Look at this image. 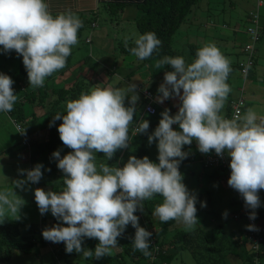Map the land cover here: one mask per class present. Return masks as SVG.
Here are the masks:
<instances>
[{"label":"clouds","instance_id":"obj_1","mask_svg":"<svg viewBox=\"0 0 264 264\" xmlns=\"http://www.w3.org/2000/svg\"><path fill=\"white\" fill-rule=\"evenodd\" d=\"M81 27L82 21L71 13L53 15L47 0H0V51H14L22 57L33 88L43 87L47 77L66 66L72 46L79 42ZM129 39L134 43L129 50L139 60L150 58L162 43L151 31L125 37V47ZM165 65L172 70L164 72L156 101L163 103L175 97L179 104L175 114L165 108L158 125L147 136L150 145L156 143L158 163L148 156L137 158L135 155H130L123 166L96 162V153H103L110 160L118 150L129 147L132 138L129 129L139 99L134 83L123 88L91 87L77 98L67 100L64 113L53 116V122L61 121L57 125L59 138L70 151L64 155L59 150L52 153L57 168L63 173L61 189L45 191L37 187L33 190L40 214L50 212L58 221L42 229V237L52 243H63L66 253L101 259L113 254L118 238L131 225L135 229L133 251L151 257L152 233L140 226L135 213L142 211L144 202L155 196L162 200L155 205L153 217L162 223L177 221L185 230L193 231L199 223L197 196L182 182L179 164L188 156L184 146L195 141L202 154L214 152L230 158L227 184L242 196L235 216L240 214L247 219L245 242L249 244L253 263L248 232L258 229L249 224V218L256 222L264 218L255 213L261 204L258 193L264 190V116L252 108L244 113L242 110L243 114L237 113L231 119L221 114L232 90L226 82L232 69L230 60L214 43L198 48L190 63L181 56H164L156 61L155 68ZM13 83L11 77L0 73V113H11L17 102ZM145 99L144 106L148 101ZM8 120L14 132L26 135L25 127L11 116ZM173 125H178L179 130ZM148 129L149 121L140 119L132 136L145 134ZM43 167L37 163L31 169L19 170L24 178L14 180L11 188L0 189V223L21 218L20 211L26 201L14 188L23 190L29 182L38 183ZM242 199L249 218L241 211ZM201 206L206 204L201 202ZM223 216L226 218L227 212ZM84 238L95 239V248L83 247ZM263 242L264 236L261 245ZM261 245L259 260L263 255Z\"/></svg>","mask_w":264,"mask_h":264},{"label":"rangeland","instance_id":"obj_2","mask_svg":"<svg viewBox=\"0 0 264 264\" xmlns=\"http://www.w3.org/2000/svg\"><path fill=\"white\" fill-rule=\"evenodd\" d=\"M235 1L236 4L233 3L234 6L231 7L230 0H200L192 7L190 13L186 17V20L182 22L180 28H178L172 38V46L178 53L177 56L183 57L188 63L192 62L195 58L191 54L190 46L194 44L200 48L206 43H214L220 49L222 54L230 60L232 70L229 73L226 82L232 90L228 94V99L221 113L222 115L226 112L227 103L231 100L234 102L238 99V94L236 92H238L241 82L243 83V79L239 77L237 67L232 66L236 58V55L233 54L234 52L232 50V36H230V34L228 35L227 31H214L212 32L214 34H212L208 30H211L209 28H217V30H219V28H227L228 24L229 27L231 26L232 28L234 26L237 28H244L246 26V21L249 23L246 18L247 8L243 5L247 4V1ZM121 11H119L116 16L106 13V11H101L99 19L94 21V26L92 23L91 25H88L91 20L87 17L88 22L84 26L83 30L78 34L79 42L77 45L72 46L71 54L67 57L66 66L61 69H66L67 72L64 75L60 72L61 70L56 72V75L54 74V78L51 79L52 82L49 84V87L50 89L69 87L80 80L86 83L87 90L97 85L101 87L115 86L123 88L127 84L134 83L137 86L136 93L139 99L136 103L134 121L129 129V135L130 138L132 137V140L135 137L132 136V130L136 123L142 119L141 116L144 115V108H142L145 101L143 90L149 89L156 101V96L159 95L157 89L163 82L164 72L171 71L172 69L156 71L152 75L151 69H148L147 65L140 64V60L131 54L129 50L131 46L129 45L134 44L133 40L129 39L128 46L125 47L124 38L131 37L133 33L141 34L136 28V24H134L136 18L133 16L135 11L138 13H141V11L133 6H125L123 12ZM213 36H215V38H213ZM87 39H90L91 42L87 43ZM258 44L259 41L257 42V46ZM242 59H244L243 54ZM19 61L20 57L15 55L14 51L9 53H3L0 51V73H4L8 76L9 74L7 73L10 72L18 73L20 68L19 66H21ZM70 68H73L72 71ZM132 71L134 73L130 74ZM9 77L12 79L13 76ZM12 87L15 92H20L16 83H13ZM129 95L132 94L129 93ZM52 97L53 96L51 95L49 100H53L54 98ZM169 101L172 104V108L178 110V98L172 97L169 98ZM127 102L128 101L126 99V105ZM166 103L167 102L165 100L163 105L166 106ZM28 105L31 106V104ZM14 107H16V103L14 104ZM21 108L27 115L31 114L33 111V109L23 104L21 105ZM38 108L39 111L43 109L42 112L47 110V106H45V108ZM161 112L162 111L159 110L155 116L145 114L143 119L149 121L148 132L145 134H139L141 137H137L129 143L131 144L129 145V149L133 147H136V149H140L142 147L145 148L146 153L144 156H148L150 160L157 163L158 151L156 143L153 142L150 145L148 143L147 136L148 134H151V132H153L155 127L158 125L159 119L161 118ZM172 127L179 130L178 126L173 125ZM123 150L121 149L117 152L122 154ZM69 151V148H65L64 154ZM188 152L197 153V150L194 147H190ZM97 154L99 153H96V155ZM5 163L6 162L0 160V180H2L1 182L11 183V186L13 187L14 180H16V178L12 177V174H17L18 170L21 169H29V166L27 163H20L21 165L18 164V166L16 165L14 167L8 166L6 168L3 166ZM99 163L100 161L97 164L99 165ZM121 163L124 164V161ZM188 167L190 168V171H186ZM5 170L6 173H4ZM179 170L183 174L182 182L197 196L196 215L199 223L195 226L193 231H187L181 223L174 221V225L178 227L180 231L182 230L191 237L194 233H196V237L194 241L190 242V247L179 249L178 253L172 258L170 264H208L207 260L217 255V246L219 244L224 243L227 246L229 245L230 240H226L227 237L229 238V235L232 236L236 233L235 236L238 235L240 238L241 236H246L245 232L248 230L246 217L240 214L236 215V218L239 219H234L232 217L233 209L236 207L239 209V200L242 196L236 190L228 186V176L226 170L224 173L220 174L219 177H211L212 179H210V175L213 176L211 169H203L196 160L185 164H179ZM24 189L27 190L26 187H24ZM14 190L16 189L14 188ZM22 195L26 196V191L23 192ZM258 195L261 201L260 205H264V190H260ZM201 202H204L206 206L202 207ZM225 212H227L226 218L223 216V213ZM44 219L47 221V226L52 221L49 217ZM260 219L259 223L264 222V218ZM157 221L158 218L155 217V225L157 224ZM200 227L206 231H208V229L214 230L216 237L213 240V243L202 239L205 236L200 233ZM41 234L42 233L34 234L37 244L41 243ZM171 234L172 233H169L168 236H171ZM222 234H224L225 237H223ZM47 245L51 248L48 243ZM45 248L46 247L41 248L40 251L38 250V252H41L44 257L40 253L38 256L36 255V257L34 251L26 253L21 250H15L14 257L18 258L17 255H19V263L21 264H38L41 262L44 264L46 263L49 255V253L44 254L47 251V248ZM239 250L240 251L238 252H241V248ZM23 254L25 255L22 257ZM33 255L38 262L33 259ZM40 258L41 261H39ZM78 262L79 264H87V262L83 261V259L78 260ZM89 262L93 261L90 260ZM59 264L63 263L59 260ZM216 264H218V262H216Z\"/></svg>","mask_w":264,"mask_h":264},{"label":"trees","instance_id":"obj_3","mask_svg":"<svg viewBox=\"0 0 264 264\" xmlns=\"http://www.w3.org/2000/svg\"><path fill=\"white\" fill-rule=\"evenodd\" d=\"M136 1L138 2H136L135 5L138 7V10L141 11L138 17H136L134 23L136 24V28L141 34L149 31L155 32L158 39H160L162 42L161 46L153 52L152 56L146 60H140V64L147 65L148 69H151L153 73L159 70H170L171 66L169 65H165L161 69H156L154 67L155 63L157 60L162 59L164 56H177L178 53L172 46V38L178 28H180L182 22L186 20V17L190 13L192 7L195 6L200 0ZM130 3H132V1L129 0L111 1L107 3L108 11L111 15L116 16V14L121 11L125 5ZM52 14L56 15L55 13ZM248 18L249 24H247L246 28H254L255 26H257V28H259L260 30V33L262 34V25L258 20L259 16L254 19L253 16H248ZM79 19L82 21V27L79 29L78 34L83 30L84 26L88 22V18L83 17V15L79 16ZM209 29H211V31H215V29L217 30V28ZM133 45L134 44H130L129 46L132 47ZM198 48L199 47L194 44L190 46L191 54L194 57ZM15 55L20 57L16 53ZM19 62L21 63V66H19L20 68L18 73H7L9 74V76H13L12 80L14 81V83H16L18 89L21 92L18 93L16 91V95L19 98L17 99L16 107H13V111L10 114L16 123L25 127L26 135H22L24 137L22 143L26 148V154H28L30 167H34L37 163L44 166L41 169V171L43 172V176L38 183H35V185L46 186L49 188L62 187L63 181L61 177L63 176V173H60V170L57 168L56 160L52 158V153L53 151L59 150L61 155H63L65 152V148L67 147L64 146L61 142L57 131V125H59L61 121L55 120L53 122V116L56 113H64L66 108V101L69 99H75L82 91H86V83L80 80L69 87L50 89L49 84L52 82L51 79L54 78V74L56 75V73H53V75L45 79L43 87L33 88L31 85H29L27 72L23 65L22 57H20ZM70 69L72 71L73 68ZM60 72L64 75L67 71L65 69L61 70ZM152 72L151 74L153 75ZM132 73L134 72H130V74ZM51 95L53 96L52 98H54L53 100H49V97ZM166 102V107L170 110V114H175L174 112H172L173 108L169 99H167ZM24 103L31 104V107L33 108L32 113L29 114L28 117L25 115L24 110L21 108V105ZM45 106H47V110H45V112H42L43 109L40 111L38 110V107L45 108ZM227 109L228 113L226 114V118L231 119L232 110L229 104L227 105ZM159 110L163 111L162 108H157L155 106L154 114H145L155 116L157 115ZM145 114L141 116L142 119L144 118ZM50 122H52L51 126ZM38 130H45L46 132L44 138L45 140L43 139L44 141L42 142H37L35 139H33V135ZM137 137L141 136L137 134L135 135L134 139ZM134 139L130 141H133ZM190 147H194L197 150V153L188 152ZM183 150L188 152V156L183 159L180 164H185L196 160L199 162L200 166L203 169L213 170L215 177H219L220 174L225 172V170L227 171V176L229 177L230 168L226 169L221 164H219V166L206 167L203 165V156L207 154H202L198 151L195 141H193L191 145H185ZM145 153L146 149L143 147L140 149H136V147L129 149L128 147L123 150L122 154H120V152H116L110 160H106V158L103 156V153H99L97 154L96 162L98 163L100 161V163L106 162L109 165L123 166L121 162L124 161L125 163L130 155H135L137 158H141ZM212 153L214 152L208 154ZM188 168L186 171H188ZM48 169H50V171ZM161 200V197L155 196L151 200L144 202V208L142 211L137 210L135 213V215L139 217L140 226L152 233V236L149 238V244L151 247L150 251L152 252L151 257H145L138 250L133 251L132 237L134 236L135 229L131 225H128L124 234L118 238V247L116 249H113V254L111 256H104L100 260L90 258V260L93 261L90 264H163L164 262L170 264L172 258L178 253L179 249L190 247V242L195 240L196 233H194L191 237L189 234L184 233L182 230L180 231V229L174 225V220H170L167 223H162L158 219L157 224L155 225V217L152 216V211L154 210L155 205L161 202ZM238 210L239 209H237V212ZM54 220L56 219L54 218ZM45 227H49L47 226V221L45 219L42 220L40 225L33 226V230H30L29 233L22 232L17 223L0 224V264H18L19 255H17L18 258L14 257L15 250H21L26 253L29 251H34L35 256H38L39 253L42 254L41 252H38V250L40 251L41 248L47 246V243L50 244V241H46L41 236V243L37 244L34 234L42 233V229H44ZM200 229V233L204 234L205 236L202 239L207 242L213 243V240L216 237L214 230L208 229V231H206L201 227ZM169 233H172L171 236H168ZM222 236L225 237L224 234H222ZM228 239L229 238L227 237L226 240L228 241ZM246 240L247 239L245 238V241ZM96 244L97 241L95 239L84 238L82 246L88 249H94ZM51 247L52 248L50 252H52L51 254L54 258L53 264H58L59 260L65 261L70 259L69 257L77 255V253L75 252L70 254L66 253L63 243H54L53 245H51ZM233 249H235V246L231 242L228 246L224 243H221L217 246L218 253L214 257H218L219 259L224 260V256L222 255L230 254ZM261 249L264 253V242L261 245ZM25 254H23L22 257ZM82 259L86 262L87 260H89H86L83 256ZM249 261V264H252L251 256L249 258ZM76 264H79V262L76 261Z\"/></svg>","mask_w":264,"mask_h":264},{"label":"crops","instance_id":"obj_4","mask_svg":"<svg viewBox=\"0 0 264 264\" xmlns=\"http://www.w3.org/2000/svg\"><path fill=\"white\" fill-rule=\"evenodd\" d=\"M111 1H118V0H47L52 13H55V14L71 13L77 17L83 15L85 18L87 17L90 18L91 21L88 23V25H91L92 23L93 26L95 25L94 21L96 19H99L101 11H106V13H109L107 3ZM120 1H128V0H120ZM129 1H132V3L127 4L125 6H128V7L133 6L136 9H138V7L135 5V3L138 1L136 0H129ZM230 1H231L230 2L231 7H233L234 6L233 3L236 4V1L235 0H230ZM246 1H247V4H243L244 7L247 8L246 18L249 22L248 16L250 17V16H253L254 14H257V17L259 16L258 20L260 21L262 25V35L260 39L258 40L259 41L258 46L256 44L255 65L250 70L249 76L247 78H243L239 74V77L243 79V83L241 82V86L239 87L238 92H236L238 94L237 100L243 97V101H244L243 107H242L243 113L248 108H252L257 112L258 115L264 116V0H246ZM259 1L261 2L260 4L258 3ZM125 6L123 7V9L125 8ZM123 9L121 12H123ZM139 14L140 13L135 11L133 13V16H135L134 18L138 17ZM237 24L240 25L239 23ZM247 24L249 23H247L246 21V26ZM246 26L244 28H237L235 26L232 28L231 26L229 27V24H228L227 28H219V30L215 29V31H221V32L227 31V34L228 35L230 34V36H232L231 37L232 38V50L234 52L233 54L236 55V58L232 66H235V67H237L239 61L245 60L246 58V55H244V51H243L244 44L249 42V38L247 37V32H246ZM208 31L210 33L214 32L211 30H208ZM213 38H215V36H213ZM86 42L90 43L91 40L90 42L88 41ZM239 54L241 55V58ZM242 54L244 56V59H242ZM237 70H238V67H237ZM145 91H148L152 94V92L149 89H144L143 93ZM232 101L233 100L230 101L231 103L230 102L227 103V105L229 104L231 106ZM145 102H146V99L144 103ZM144 103L142 105V108H144ZM23 105L28 106L31 109H33L28 104L24 103ZM153 105L156 106L157 108H162V110L167 108L165 105H163V103H159L155 100H154ZM227 105H226V112L223 115L225 117H226V114L228 113ZM173 111L175 113L177 112V109H173L172 112ZM143 114H144V109H143ZM25 115L28 117L26 113ZM8 116H11V114L10 113H0V160L6 162L5 164H3V166L6 168L8 166L14 167L16 165L18 166V164L21 165V164L27 163V165L29 166V169H31L28 154H26V148L22 143L24 137L22 136V134L14 132L15 129L13 125L9 123ZM45 134H46L45 130H38L33 135V139H35L37 142H42L45 140L44 139ZM188 171H190V168H188ZM4 173H6V170L4 171ZM211 173L213 176L210 175V179H212L211 177H215L213 170H211ZM12 177L16 179L24 178L23 174L19 170L17 174H12ZM1 181L2 180H0V189L5 188V187H8V188L12 187L11 183L9 184L8 182H1ZM25 187L27 188V190L26 189L21 190L18 188H15L16 190H14L17 192L19 196H21L26 201L25 205L22 207L20 211L21 218L19 220L7 219L3 223H0V224L17 223L20 229L22 230V232L29 233L30 230L31 231L33 230V226L40 225L42 220L46 217H49L52 220L48 225L49 227H51L55 223H58V221L54 220L50 212L44 215L40 214L38 207L34 200V192L31 190H34L35 188L39 187V188L44 189L45 191H48V190L59 191L61 187H57V188L50 187L49 188L46 186L35 185V183H31V182H29L27 186ZM25 191H26V196H23L22 193ZM237 209L238 208L236 207L232 211V217L234 219H239V218H236L235 216ZM250 210L253 211L252 209ZM255 213L256 215L259 214L264 217V205H260V208L258 207L257 209H255ZM234 234L236 235V233ZM235 235H232V236L229 235L230 242L235 246V249H233L232 252H230V254L228 255H225V254L222 255L224 256V260H221L218 257L209 258L207 260L208 264H216V262H218V264H249L250 263L249 244L245 242V237L241 236L240 238L238 237V235L237 236ZM236 237L238 238L235 239ZM49 243H50L49 244L50 246L54 244L52 242H49ZM47 246L45 247L47 248ZM51 248L48 246L47 251L44 253V254L49 253L48 259L46 263L44 264H51L54 261V258L52 257V254H51L52 252H50ZM240 248H241V252H238L240 251L239 250ZM50 257L53 260H51ZM69 258L70 259L68 260L70 262L68 260H65V261L60 260V261L63 264H75L74 262L82 259V256L77 254ZM33 259H35L34 255H33ZM39 261H41V258L39 259ZM260 261L262 264H264V253L261 256ZM90 263L92 262L87 261V264H90ZM18 264H21L19 263V259H18ZM38 264H43V263L41 262Z\"/></svg>","mask_w":264,"mask_h":264},{"label":"built area","instance_id":"obj_5","mask_svg":"<svg viewBox=\"0 0 264 264\" xmlns=\"http://www.w3.org/2000/svg\"><path fill=\"white\" fill-rule=\"evenodd\" d=\"M261 3L260 1L258 2ZM257 17V14L253 15V19ZM247 35L249 38V42L245 44L243 51L246 55L245 60L238 62V69L239 74L241 77L246 78L249 75L250 69L253 67L255 63V53H256V43L260 38V30L255 26L254 28H248L247 29ZM88 42H90L89 39H87ZM144 96L148 99L147 103L144 106V112L149 114L155 113V107L153 105V95L145 91ZM242 107H243V98H240L239 100L233 102L232 104V118L237 114H242ZM203 165L206 166H219V164L223 165L226 169H229V158L225 154L223 157L217 156L215 153L207 154L203 156ZM242 213L247 215L249 218V213L246 210V206L244 203V200L242 199ZM249 224L254 225L258 231H250L248 232V240L251 244V252L253 253V264H260L259 260V253H260V245L263 240L264 236V224H261L259 222H256L253 219L249 218ZM153 242V241H152ZM167 264V263H163Z\"/></svg>","mask_w":264,"mask_h":264},{"label":"bare ground","instance_id":"obj_6","mask_svg":"<svg viewBox=\"0 0 264 264\" xmlns=\"http://www.w3.org/2000/svg\"><path fill=\"white\" fill-rule=\"evenodd\" d=\"M51 264H53V263H51ZM253 264V263H252Z\"/></svg>","mask_w":264,"mask_h":264}]
</instances>
